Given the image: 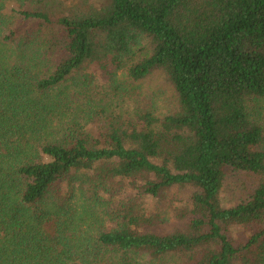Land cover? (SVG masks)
Wrapping results in <instances>:
<instances>
[{"label": "trees", "instance_id": "16d2710c", "mask_svg": "<svg viewBox=\"0 0 264 264\" xmlns=\"http://www.w3.org/2000/svg\"><path fill=\"white\" fill-rule=\"evenodd\" d=\"M87 65L160 71L176 109L86 127ZM230 173L251 181L232 206ZM115 180L134 200L97 211ZM176 186L188 206L158 232L138 198ZM0 264H264V0H0Z\"/></svg>", "mask_w": 264, "mask_h": 264}, {"label": "rangeland", "instance_id": "374dc122", "mask_svg": "<svg viewBox=\"0 0 264 264\" xmlns=\"http://www.w3.org/2000/svg\"><path fill=\"white\" fill-rule=\"evenodd\" d=\"M73 1L75 0H62L64 9L66 10ZM16 10L14 5H9V12ZM72 78L77 80L76 84L80 87L84 85L85 94L81 100L83 103L81 106L89 108L93 116L91 119L88 118L90 121L86 127L91 125L96 129L100 128L104 125V117L108 114L119 115L125 119L131 117L135 111H150L160 117L173 113L176 109L174 89L166 77L157 70L140 82L132 83L121 79L112 82L108 77L101 75L95 66L87 65ZM102 111H105V114H101ZM93 131L97 132L92 128ZM250 185V178L230 173L223 182L222 201L225 205L232 206L240 199L242 186L250 187ZM64 189L65 187H62V190ZM191 192L192 190L188 187L176 186L163 192L156 201L143 202V198H138L142 206L140 215L150 214L162 219L163 223L158 221L154 229L162 233L170 232L177 224L174 213L187 208ZM99 197L103 200V207L98 206L96 210L105 209L107 213H110L131 203L135 197V190L129 188L128 182L115 180L110 186L107 184V187L99 193ZM105 225L110 227L113 224L106 221ZM250 231L251 227L248 225L242 228L237 227L234 235L244 242Z\"/></svg>", "mask_w": 264, "mask_h": 264}]
</instances>
